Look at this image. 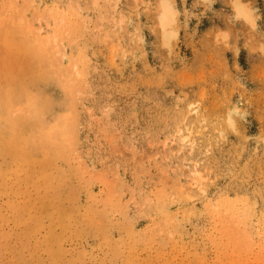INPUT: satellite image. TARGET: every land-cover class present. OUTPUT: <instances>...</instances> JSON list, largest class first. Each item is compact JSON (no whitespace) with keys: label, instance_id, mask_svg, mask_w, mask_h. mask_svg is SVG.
I'll return each instance as SVG.
<instances>
[{"label":"rangeland","instance_id":"374dc122","mask_svg":"<svg viewBox=\"0 0 264 264\" xmlns=\"http://www.w3.org/2000/svg\"><path fill=\"white\" fill-rule=\"evenodd\" d=\"M0 264H264V0H0Z\"/></svg>","mask_w":264,"mask_h":264}]
</instances>
